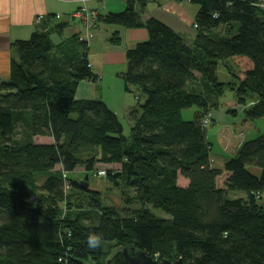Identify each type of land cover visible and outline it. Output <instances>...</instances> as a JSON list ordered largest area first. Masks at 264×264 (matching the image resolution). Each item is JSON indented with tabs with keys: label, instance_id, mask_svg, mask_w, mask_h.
<instances>
[{
	"label": "trees",
	"instance_id": "obj_1",
	"mask_svg": "<svg viewBox=\"0 0 264 264\" xmlns=\"http://www.w3.org/2000/svg\"><path fill=\"white\" fill-rule=\"evenodd\" d=\"M147 1L126 0L121 13L93 10L95 26L148 33L126 49L119 75L136 101L127 136L105 102L75 96L81 81H98L83 27L56 44L52 31L64 24L46 16L11 44L16 56L0 82V264H107L132 247L159 262L264 264V134L242 141L222 167L212 165L206 134L227 91L245 121L264 118V0H189L198 7L189 44L142 19L134 3ZM109 40L120 44L118 31ZM219 62L228 81L217 78ZM40 136L52 142H34ZM74 171L83 179L70 178ZM99 171L130 188L137 207L89 197L79 183ZM92 232L102 233V248L86 247Z\"/></svg>",
	"mask_w": 264,
	"mask_h": 264
},
{
	"label": "crops",
	"instance_id": "obj_2",
	"mask_svg": "<svg viewBox=\"0 0 264 264\" xmlns=\"http://www.w3.org/2000/svg\"><path fill=\"white\" fill-rule=\"evenodd\" d=\"M84 2L82 0H0V82L9 78V64L11 58L16 56L11 44L15 40H25L32 35L38 23L35 21L37 17H53L56 14L59 16L51 20L56 25L64 24L59 32L55 30L51 34L52 41L58 44L57 42L82 32L81 20L72 17V14L82 5L94 10L97 14L121 13L126 8V0H86ZM134 6L141 12L143 20L157 19L178 33L187 44L193 41L196 33L194 21L198 7L189 0H149L142 8L138 3H134ZM114 31H118L120 44L111 43L109 40ZM147 37L145 28L128 29L103 22L90 29L87 40V60L98 81L92 83L81 81L76 90V98L78 100L99 98L103 101L100 97L103 82L107 78L118 82L117 77H120L119 75L126 68V49L145 41ZM225 76L227 80L224 81H228V73ZM220 101V106L213 109L210 114L213 123L210 134L214 136V142L218 145L219 151V154L210 155L214 167H222L226 159L233 156L242 141L264 134V128L261 127V125L264 127V120L259 122L264 118L245 121L241 108L237 107L232 94L225 95ZM105 104L117 115L116 107L106 102ZM134 105L135 97L124 104L123 109L120 110L122 116H125ZM234 109L237 112L233 115L229 110ZM259 123H261L260 126ZM34 142L50 144L52 141L50 138L40 136L35 137ZM187 182L186 179L178 177L179 185L184 187Z\"/></svg>",
	"mask_w": 264,
	"mask_h": 264
},
{
	"label": "rangeland",
	"instance_id": "obj_3",
	"mask_svg": "<svg viewBox=\"0 0 264 264\" xmlns=\"http://www.w3.org/2000/svg\"><path fill=\"white\" fill-rule=\"evenodd\" d=\"M217 78L220 81L227 80V77L225 76L227 74L226 69L223 67V64L221 62L218 63L217 66ZM226 78V79H225ZM117 80L107 78L105 82H103V90L101 92V98L103 101H105L107 104L116 107L117 116L119 118V121L121 123V126L123 127V134L127 136L129 134L130 130V123L128 117L122 116V112L120 110L123 109L124 104L131 98L134 99V93H129L124 91V83L123 80L120 77H117ZM135 90L136 88L133 87ZM227 94L230 92H226ZM225 95L227 96V94ZM136 103V101H135ZM135 106V105H134ZM195 110V107H191V109H183L181 111L182 118L185 120L192 119L193 111ZM264 119H261L259 122H263ZM261 123H259V126ZM262 128H264L261 125ZM212 127H207V139L213 144V149L211 156H214L215 154H219L218 151V145H216V142H214V136L210 134ZM253 136V135H250ZM44 140V139H43ZM99 169H105V166H99ZM98 173V172H97ZM99 175V174H98ZM101 175L97 176L93 174V172L89 173L87 182L88 183V189L89 192L87 193L89 197L93 196L94 194L92 192H96V199L99 201V203L102 206H115L117 208L121 207H128V208H135L137 207V203H134L129 201L130 196L133 195V192L130 188H127L122 183H119L118 185L114 182H112L108 177H100ZM69 177L72 179L77 178L78 181L82 180L84 177V174L82 173H76L70 172ZM223 178V177H222ZM222 178L219 179V184L222 182ZM78 184V183H77ZM81 187V185L79 184ZM69 188H67V192H69ZM78 190V189H77ZM74 194L76 193V189L71 191ZM80 194V193H79ZM77 194V197H81V200L84 205H86L87 197L82 194ZM238 193H229V196H236ZM82 195V196H81ZM154 213H156L160 217H167V215L159 210H154ZM91 264V263H90Z\"/></svg>",
	"mask_w": 264,
	"mask_h": 264
},
{
	"label": "water",
	"instance_id": "obj_4",
	"mask_svg": "<svg viewBox=\"0 0 264 264\" xmlns=\"http://www.w3.org/2000/svg\"><path fill=\"white\" fill-rule=\"evenodd\" d=\"M87 178V175H85ZM83 189L88 188V183L86 181H81L79 183ZM107 264H185L181 258H176L175 261L171 262L169 260H165L162 262L153 259L148 256L144 251L136 249L132 247L130 249L122 248L118 250L108 260Z\"/></svg>",
	"mask_w": 264,
	"mask_h": 264
},
{
	"label": "built area",
	"instance_id": "obj_5",
	"mask_svg": "<svg viewBox=\"0 0 264 264\" xmlns=\"http://www.w3.org/2000/svg\"><path fill=\"white\" fill-rule=\"evenodd\" d=\"M82 1L83 3H85L84 1L86 0H82ZM72 17L81 20L84 33L82 35H79V39L87 42L89 38V34H90V29L95 26V21H96L95 12L91 9L86 8L84 5H82L81 7L78 8L77 11H75L72 14ZM41 19L42 17L39 16L36 18L35 21L39 23ZM98 174L103 175L104 172L99 171Z\"/></svg>",
	"mask_w": 264,
	"mask_h": 264
},
{
	"label": "clouds",
	"instance_id": "obj_6",
	"mask_svg": "<svg viewBox=\"0 0 264 264\" xmlns=\"http://www.w3.org/2000/svg\"><path fill=\"white\" fill-rule=\"evenodd\" d=\"M103 246L102 233L92 232L86 237V247L89 250H97Z\"/></svg>",
	"mask_w": 264,
	"mask_h": 264
}]
</instances>
